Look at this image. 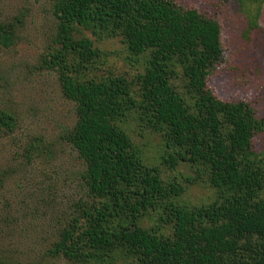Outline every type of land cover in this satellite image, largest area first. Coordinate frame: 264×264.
I'll use <instances>...</instances> for the list:
<instances>
[{
	"label": "trees",
	"instance_id": "1",
	"mask_svg": "<svg viewBox=\"0 0 264 264\" xmlns=\"http://www.w3.org/2000/svg\"><path fill=\"white\" fill-rule=\"evenodd\" d=\"M52 6L56 48L41 56V68L56 71L74 106V122L61 138L82 160V189L94 202L74 204L69 223L57 231L55 252L77 262L100 251L133 264H264V160L253 149L264 115L245 100H222L209 86L223 55L219 21L179 0H52ZM18 22H0V46L17 40ZM76 29L119 37L132 55H146L138 98L121 75L73 79L72 68L101 55L92 37H75ZM173 63L190 102L172 83ZM131 111L162 132L173 164L186 162L205 177L217 192L213 202L176 203L182 187L165 183L117 126ZM13 123L0 110V130ZM152 212L160 223L143 226L139 219ZM111 219L119 222L109 226Z\"/></svg>",
	"mask_w": 264,
	"mask_h": 264
},
{
	"label": "rangeland",
	"instance_id": "2",
	"mask_svg": "<svg viewBox=\"0 0 264 264\" xmlns=\"http://www.w3.org/2000/svg\"><path fill=\"white\" fill-rule=\"evenodd\" d=\"M179 1L221 25L223 55L211 71L210 88L222 100H245L264 115V0ZM18 19L17 40L0 46V110L14 118L11 128L0 130V264H133L115 252L89 253L77 262L54 250L57 231L69 223L74 204L85 202L89 208L94 202L82 189V160L61 138L74 122V106L63 97L56 71L41 68V56L56 48L52 0H0V22ZM84 36L92 37L101 55L81 70L72 68L73 79L99 81L121 75L138 98L146 55H132L119 37L76 29V38ZM169 69L176 70L172 83L190 102L179 66L173 63ZM117 126L165 183L182 187L176 203L200 207L217 198L194 166L170 161L173 148L142 113L131 111ZM30 145L28 159L25 149ZM253 149L264 160V133L255 137ZM159 217V212H152L139 221L155 227ZM118 222L111 219L108 224L114 227Z\"/></svg>",
	"mask_w": 264,
	"mask_h": 264
}]
</instances>
